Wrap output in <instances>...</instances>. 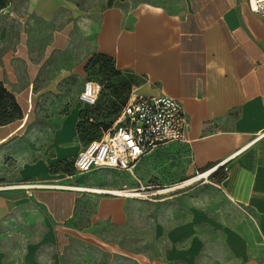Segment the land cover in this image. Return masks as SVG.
<instances>
[{"label": "crops", "instance_id": "obj_1", "mask_svg": "<svg viewBox=\"0 0 264 264\" xmlns=\"http://www.w3.org/2000/svg\"><path fill=\"white\" fill-rule=\"evenodd\" d=\"M20 15L47 24L51 47L77 43L78 62L106 55L131 89L178 100L189 126L186 140L144 156L134 174L70 173L66 164L84 148L81 102L39 133V157L0 181L44 185L0 192V264H264V17L248 0H103L87 15L68 0H26ZM30 35L20 27L0 54V81L17 99L40 73ZM12 125L0 126V146L19 128ZM209 170L154 217L142 213L144 202L133 212V198L99 192L174 185ZM134 223L151 226L137 230L135 248Z\"/></svg>", "mask_w": 264, "mask_h": 264}, {"label": "rangeland", "instance_id": "obj_2", "mask_svg": "<svg viewBox=\"0 0 264 264\" xmlns=\"http://www.w3.org/2000/svg\"><path fill=\"white\" fill-rule=\"evenodd\" d=\"M5 2V7L0 10V35H4V43L0 44V54L7 53L11 49L12 41L16 38L20 27H26L30 32L31 46L34 54V61L40 63V73L34 85L32 92L23 97L16 98L19 104L23 118H18L13 122V127H19L14 136L0 146V181H8L7 175L15 174L17 165L20 161L27 162L36 159L42 154L44 139L39 137V133L47 128H53L56 124L68 115L74 108L80 106L79 96L86 80H93L101 84L99 100L95 106L84 105L80 111V121L82 124V134H79V140L85 144L91 139H100L104 132L114 126L119 109L123 105L128 93L130 92L129 77L127 74L115 75L110 73L107 76H101L98 70H88L90 65L84 62H78L76 50L77 43H70L69 46L51 47L50 29L47 40H44L46 34V23L36 18L34 15L21 16L25 7L26 0H0ZM79 9L89 14L93 10H99L103 6V0H68ZM18 11L19 15L12 13ZM71 17V16H70ZM69 17V18H70ZM74 45V47H73ZM26 82H20V87H25ZM90 110V119H82L81 114ZM17 116V115H16ZM21 125V126H20ZM67 172L76 171L73 163H67L65 166ZM205 179H200L193 184L195 186ZM135 183L124 185L126 189L131 188ZM185 188V189H186ZM119 190V189H118ZM169 192L163 195V202L158 203L153 200H140L133 198L135 202L133 212L137 211V203H142V213L149 217L159 215L161 208L159 204L167 205L170 196L178 191ZM158 197V196H155ZM154 197V198H155ZM145 230V234L151 232V226L141 224L139 227L134 223L130 233V242L137 243V230ZM114 239L121 240L120 233H113ZM5 239L0 232V248L5 244Z\"/></svg>", "mask_w": 264, "mask_h": 264}, {"label": "built area", "instance_id": "obj_3", "mask_svg": "<svg viewBox=\"0 0 264 264\" xmlns=\"http://www.w3.org/2000/svg\"><path fill=\"white\" fill-rule=\"evenodd\" d=\"M248 5L252 12L264 17V0H248ZM101 89L98 82L86 80L80 94L81 102L89 107L96 105ZM188 126L186 111L178 100L167 95L145 96L132 89L114 126L100 139L84 146L74 160V167L80 173H88L95 168H112L134 174L144 156L165 144L186 140ZM186 181L168 186H145L139 182L137 188H124L118 194L102 193L153 200L155 196L187 187ZM38 187L25 181L0 184V192Z\"/></svg>", "mask_w": 264, "mask_h": 264}, {"label": "trees", "instance_id": "obj_4", "mask_svg": "<svg viewBox=\"0 0 264 264\" xmlns=\"http://www.w3.org/2000/svg\"><path fill=\"white\" fill-rule=\"evenodd\" d=\"M4 7H5V2L2 1V3H0V10H2ZM88 65H90V67H91V68H88V70H90V69L91 70H98V72L100 73L101 76H107L110 73H113L115 75L122 74L121 72L116 70L113 59L106 56V55H103V54H97L94 57H92L89 60ZM128 88L131 89L130 81H129ZM131 90H130V92H131ZM130 92L128 93L123 105L119 109V112L116 116V120L119 117L121 110H122L124 104L126 103ZM91 111H93V110H90V112L89 111L83 112L81 114V118L87 119V120L90 119ZM18 118H23L21 108H20L19 104L17 103L15 96L0 81V126H4V125L10 124V123H13ZM82 124H83V121H79L77 124L78 134H82V127H81ZM94 140H98V139H91L83 145L86 146Z\"/></svg>", "mask_w": 264, "mask_h": 264}, {"label": "bare ground", "instance_id": "obj_5", "mask_svg": "<svg viewBox=\"0 0 264 264\" xmlns=\"http://www.w3.org/2000/svg\"><path fill=\"white\" fill-rule=\"evenodd\" d=\"M210 173H211V172H207V173H204V174H202V175H200V176H197V177H195V178H191V179H189V180H187V181L185 182V185H190V184L194 183L195 181L200 180L201 178L207 177ZM34 185H37V186H40V187H44V185H40V184H34ZM58 187L69 188V186H65V185H58ZM104 191H105V190H104ZM109 191H110V190H109ZM121 191H122V190H112V191H110V192H111V193L118 194V193H120ZM101 192H103V191H101ZM105 192H108V191H105Z\"/></svg>", "mask_w": 264, "mask_h": 264}]
</instances>
